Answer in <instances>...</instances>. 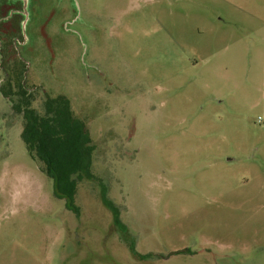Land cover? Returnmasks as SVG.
Returning <instances> with one entry per match:
<instances>
[{
  "label": "rangeland",
  "instance_id": "374dc122",
  "mask_svg": "<svg viewBox=\"0 0 264 264\" xmlns=\"http://www.w3.org/2000/svg\"><path fill=\"white\" fill-rule=\"evenodd\" d=\"M21 74L95 148L73 209L0 89V264H264V0H0Z\"/></svg>",
  "mask_w": 264,
  "mask_h": 264
},
{
  "label": "trees",
  "instance_id": "16d2710c",
  "mask_svg": "<svg viewBox=\"0 0 264 264\" xmlns=\"http://www.w3.org/2000/svg\"><path fill=\"white\" fill-rule=\"evenodd\" d=\"M0 89L13 110L23 117V139L29 152L44 164V171L54 180L55 192L77 209L76 179L84 171L91 176L90 160L95 148L85 122L75 116L64 95L46 96L41 109L34 107L36 98L24 85L22 74L13 75Z\"/></svg>",
  "mask_w": 264,
  "mask_h": 264
}]
</instances>
